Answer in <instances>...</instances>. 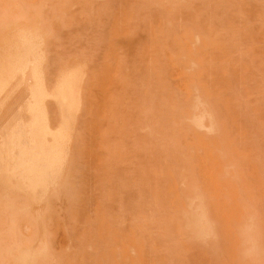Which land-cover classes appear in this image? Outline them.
Masks as SVG:
<instances>
[{
	"label": "rangeland",
	"instance_id": "374dc122",
	"mask_svg": "<svg viewBox=\"0 0 264 264\" xmlns=\"http://www.w3.org/2000/svg\"><path fill=\"white\" fill-rule=\"evenodd\" d=\"M0 264H264V0H0Z\"/></svg>",
	"mask_w": 264,
	"mask_h": 264
},
{
	"label": "bare ground",
	"instance_id": "6f19581e",
	"mask_svg": "<svg viewBox=\"0 0 264 264\" xmlns=\"http://www.w3.org/2000/svg\"><path fill=\"white\" fill-rule=\"evenodd\" d=\"M61 98V97H60ZM63 100V99H62ZM203 116V115H202ZM44 126V125H43ZM31 128V127H30ZM45 129V128H44ZM31 132V131H30ZM37 136V135H36ZM39 136H37V138H38ZM20 138V137H19ZM36 139V138H35ZM21 140V139H20ZM33 152V151H32ZM21 153V152H20ZM28 155H29V157L28 158H30L31 156H30V153H28ZM20 157V156H19ZM35 157H36V155H35ZM50 157V156H49ZM48 157V158H49ZM26 159V158H25ZM32 159V158H31ZM31 159H30V161H31ZM20 160V159H19ZM40 160V159H39ZM48 160V159H47ZM18 162V161H17ZM35 162V161H34ZM43 164V163H42ZM44 165V164H43ZM20 166V165H19ZM25 166V165H24ZM36 166V165H35ZM45 166V165H44ZM52 165H50L49 167H51ZM22 167V166H21ZM33 167V166H32ZM19 168V167H18ZM20 169V168H19ZM22 169V168H21ZM24 169V168H23ZM37 169V168H36ZM47 170V169H46ZM18 171V170H17ZM44 174V173H43ZM23 175V174H22ZM27 175V174H26ZM46 175V174H45ZM23 177V176H22ZM27 178H28V176H27ZM194 204V203H193ZM192 214L190 215V217H189V221H188V223H189V225H191V226H193V227H195V228H197V230L199 231V233L202 235V234H205L206 233V231H207V228H208V221H207V219H206V216H205V213H204V211H197V212H191ZM187 215V214H186ZM189 216V215H188ZM187 217V216H186ZM211 223V222H210ZM247 229V228H246ZM190 230V229H189ZM213 230V229H212ZM207 237V236H206ZM247 239V238H246ZM201 240V239H200ZM205 241V240H204ZM255 243V242H254ZM252 244V243H251ZM36 251V250H35ZM252 251V250H251ZM256 251V250H255ZM25 252H27V251H25ZM34 252V251H33ZM41 252V251H40ZM257 253V252H256ZM255 253V254H256ZM24 254V253H23ZM252 255H254V254H252ZM26 256L27 257H29L28 255H27V253H26ZM24 257V256H23ZM21 260H22V258H21ZM20 260V261H21ZM27 261V260H26Z\"/></svg>",
	"mask_w": 264,
	"mask_h": 264
}]
</instances>
